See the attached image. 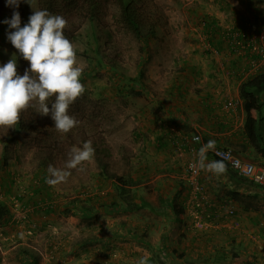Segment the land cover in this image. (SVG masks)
I'll list each match as a JSON object with an SVG mask.
<instances>
[{
  "label": "rangeland",
  "instance_id": "rangeland-1",
  "mask_svg": "<svg viewBox=\"0 0 264 264\" xmlns=\"http://www.w3.org/2000/svg\"><path fill=\"white\" fill-rule=\"evenodd\" d=\"M40 1L30 0L32 6L22 2L14 9L7 5V0H0V66L15 54L20 75L29 62L7 39L8 32L14 29L3 21L18 11L24 26L33 10H40ZM140 5L159 16L156 35L146 45L117 22L113 5L107 6L99 20L81 16L66 19L64 35L76 46L86 91L69 109L79 124L70 131L72 137L67 138L65 147L51 164L63 169L71 149L91 141L93 148L102 150L100 156L110 172L133 182L126 188L131 196L129 201L137 206L130 208L119 202L118 190L111 179L100 176L94 158L80 166L84 171L69 170L67 182L50 186L46 182L50 178V165L44 169V178H39L35 148L28 140H21L8 165L0 164V202L9 215L0 222V264H138L142 257H149V244L159 237L157 233L151 236L149 229L158 222L155 214L163 206L157 203L156 189H152L154 176L138 178L139 149L143 142L140 134L150 122L148 117L161 112L155 105L157 100L168 98L165 93L169 96L173 74L177 77L188 68L212 73L221 70L226 75L227 70H232L230 65L219 62H223L221 57L229 56L228 51L233 52L221 45L222 36L233 32V0H140ZM137 62L141 63L144 87L140 86L137 93L128 92L131 85L128 79L136 75ZM35 107L38 109V105ZM44 117L55 128L51 116ZM7 130L0 128V139ZM197 153L194 158L198 164ZM187 157L178 156V162L174 157L170 164L176 165L182 176L186 173ZM176 178L180 177L171 179ZM183 183L180 196L196 193L192 190L188 193L189 185ZM260 194L264 195L262 192L254 196ZM71 199L76 200V208L67 210V204L63 203ZM256 200L253 205L262 210ZM113 201L118 202L117 208L111 205ZM143 201L145 204L139 206ZM193 203L189 198V207ZM90 205L92 210L82 214L80 206L90 208ZM86 214L90 215L84 217ZM162 222L168 223L161 219L159 224Z\"/></svg>",
  "mask_w": 264,
  "mask_h": 264
},
{
  "label": "crops",
  "instance_id": "crops-1",
  "mask_svg": "<svg viewBox=\"0 0 264 264\" xmlns=\"http://www.w3.org/2000/svg\"><path fill=\"white\" fill-rule=\"evenodd\" d=\"M237 28L250 32L264 29V0H233V29ZM221 41L227 50H233L221 57L224 63L219 62L230 65L228 75L221 70L212 73L194 68L177 77L173 74L169 96L165 93L168 98L155 105L161 112L148 117L150 122L140 134L138 178L154 176L152 189L159 190H154L156 201L163 206L155 214L158 222L149 229L151 236L159 235L148 247L151 264H231L234 254L245 258L243 264H264V195L254 196L264 189L230 168L220 177L199 168L200 190L180 196L183 182L189 185L190 194L191 186L179 168L170 165L174 157L177 162L178 156L190 157L191 145L198 152L210 140L215 146L232 148L242 159L264 163L244 136V110L238 94L240 83L254 72L249 71V59L254 55L249 49L232 47L227 35ZM196 133L200 141L188 142ZM211 161L214 159L207 153V162ZM189 198L195 202L191 207ZM255 199L262 210L253 205ZM161 219L168 223L160 225Z\"/></svg>",
  "mask_w": 264,
  "mask_h": 264
},
{
  "label": "clouds",
  "instance_id": "clouds-1",
  "mask_svg": "<svg viewBox=\"0 0 264 264\" xmlns=\"http://www.w3.org/2000/svg\"><path fill=\"white\" fill-rule=\"evenodd\" d=\"M22 2L31 5L30 0H7V5L18 9ZM3 23L14 29L8 32L7 39L29 67L20 75L15 54L0 66V128H15L21 113L38 105L39 114L50 115L58 132H70L79 121L69 114V109L84 95L86 87L81 82L83 67L76 46L64 35L67 20L45 9L33 10L24 26L18 11ZM214 147L215 141L210 140L199 149L198 167L217 177L224 176L227 166L223 161L207 162V152ZM94 154L91 141L73 147L63 169L49 166L50 178L46 182L50 186L67 182L69 170L84 171L80 166L91 162ZM148 259L142 257L138 264H148Z\"/></svg>",
  "mask_w": 264,
  "mask_h": 264
},
{
  "label": "trees",
  "instance_id": "trees-1",
  "mask_svg": "<svg viewBox=\"0 0 264 264\" xmlns=\"http://www.w3.org/2000/svg\"><path fill=\"white\" fill-rule=\"evenodd\" d=\"M113 5L116 8L115 18L121 26L129 32L137 41L145 42L154 38L156 30L160 26L158 20L159 16L151 14L140 5V0H41L40 10H47L53 15H60L65 19L81 16L89 20H99L106 12V8ZM66 29L64 34H66ZM141 52L142 47L140 45ZM141 63L137 62L136 75L129 78L131 85L128 87V92H140L141 79L143 76ZM139 66V67H138ZM114 66L111 65L113 69ZM239 97L242 100V107L244 110V120L242 130L247 143L253 151L264 159V102L262 96L264 95V67L261 66L254 70L253 74L243 80L238 88ZM53 123L43 115H39L36 107H30L28 110L21 113L20 121L15 128H10L6 134L0 139L1 144V166H7L12 159L14 148L19 141H29L35 148L37 156V171L41 174L39 178H44V169L51 165L56 155L63 150L67 138H71L70 132L66 134L54 133L55 128ZM68 134V136H67ZM23 142V141H22ZM94 159L100 169V176L102 178H109L113 182V186L119 192L120 201L127 206L135 207L129 201L131 196L126 188L127 184H133L132 181H125L122 176L112 173L108 170L107 164L102 160V150L97 147L94 148ZM208 153V152H207ZM214 161H220L213 158ZM227 166V165H226ZM228 168V167H227ZM199 176V175H198ZM198 183L199 178L197 177ZM187 181V180H186ZM188 182V181H187ZM41 189V188H40ZM76 200L71 199L63 203L67 204V210L76 208ZM115 208L118 206L117 201L111 202ZM143 201L140 205H144ZM83 212L87 213L92 210L90 208L80 206ZM125 209L126 207H121ZM3 204L0 202V222L7 220L9 215L5 214ZM74 212V211H73ZM90 215V214H88ZM87 214L84 217L88 216ZM233 261L231 264H243L245 258H240L236 254L232 255Z\"/></svg>",
  "mask_w": 264,
  "mask_h": 264
},
{
  "label": "built area",
  "instance_id": "built-area-1",
  "mask_svg": "<svg viewBox=\"0 0 264 264\" xmlns=\"http://www.w3.org/2000/svg\"><path fill=\"white\" fill-rule=\"evenodd\" d=\"M229 41L235 47L240 49H249L251 54L254 55L249 60L251 61V67L249 71L257 70L260 66L264 67V29L256 32H250L243 29H233V32L227 34ZM190 143H196L200 141L199 134H193L188 139ZM196 148L194 146L189 147L190 158L186 164V180L191 186L193 192L200 190L197 177L199 175V169L197 160L194 158ZM208 153L213 158H217L223 161L228 168L235 171L238 175L249 179L257 186L264 188V163H257L250 160H245L239 157L232 148L215 146L214 149L209 150ZM230 211V210H229Z\"/></svg>",
  "mask_w": 264,
  "mask_h": 264
}]
</instances>
